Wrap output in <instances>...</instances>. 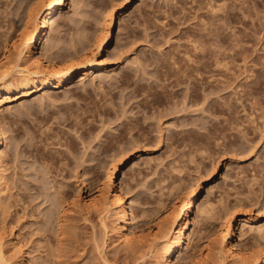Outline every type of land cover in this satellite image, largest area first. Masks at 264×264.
<instances>
[{"label": "rangeland", "instance_id": "1", "mask_svg": "<svg viewBox=\"0 0 264 264\" xmlns=\"http://www.w3.org/2000/svg\"><path fill=\"white\" fill-rule=\"evenodd\" d=\"M50 1L0 0L5 257L167 264L164 235L183 223L192 199L189 240L173 263L257 264L264 0H66L46 22ZM40 32L36 52L60 74L87 61L104 60V69L79 68L59 87L22 94L39 84L17 67H38L19 49ZM107 36V50L95 54ZM114 186L130 208L128 240L116 230ZM229 223L236 259L222 240Z\"/></svg>", "mask_w": 264, "mask_h": 264}, {"label": "bare ground", "instance_id": "2", "mask_svg": "<svg viewBox=\"0 0 264 264\" xmlns=\"http://www.w3.org/2000/svg\"><path fill=\"white\" fill-rule=\"evenodd\" d=\"M66 0H54L50 1L48 3V9L46 12V18L45 21L48 22L52 18V13L57 11L62 5H64ZM45 33L40 32L38 34H34L31 36L29 42L26 44L25 48H18L19 49V57H22L25 55L30 61H32L37 67V70H29L28 68H19L17 67L18 74L21 78H25L26 80H31L34 82V84L38 82L39 85L36 86V88H31L29 91L22 92V94H30L31 92L40 90L45 87H59L61 83L72 79V77L75 75L76 71L78 69H82L83 73H86L85 70L87 68H94L96 70L104 69V66H102V60H99L98 63L95 65L92 63V61H87L83 64H80L78 66L69 67L67 68V72L64 74H60L61 69L59 67H56V63L52 62V60L49 62L44 61L40 55L37 54L36 48L38 41L43 37ZM110 37H105L102 42L99 44L98 48H96V53H101L107 50V46L110 41ZM79 49V48H78ZM81 50V49H80ZM83 50V49H82ZM25 51V53H24ZM77 52V50H76ZM16 66V65H15ZM71 66V65H69ZM21 67V66H20ZM9 73H3L1 77L5 78ZM186 76H190V74H186ZM181 78V77H180ZM178 78V79H180ZM24 80V79H23ZM25 80V81H26ZM25 83V82H24ZM62 85V84H61ZM35 86V85H34ZM4 135L3 132L0 129V147L4 145ZM0 162H1V156H0ZM3 185H5V181L3 180V175L0 169V194L3 191ZM110 201L113 206L119 209V221L116 225V230L119 233V237L122 240H128L131 236L129 235L131 232L129 231V222L131 219V212L130 208L128 206L127 200L122 195L120 190L116 188L115 186L112 188L111 194H110ZM85 203L91 204L93 203L92 200H85ZM191 206H192V199L186 204V216L183 223L176 222L172 226L168 228V232L166 235H164V244L167 246L166 252L162 255V262H166L167 264H174L175 255L178 249L182 248L188 239V230H189V224L191 222L190 219V212H191ZM117 209V210H118ZM108 211V210H107ZM250 221L257 222L258 216H252L248 217ZM247 218V219H248ZM105 223V222H104ZM106 225V224H105ZM105 227V226H104ZM260 231H262L260 229ZM222 240L226 241V253H228V256H231L232 258L236 256L241 255V249L239 248V245L233 240V228L232 223H229L224 230H222ZM1 243V242H0ZM227 257V256H226ZM237 257V258H238ZM236 259V258H234ZM239 259V258H238ZM254 261L257 264H264V255L263 253H257L254 255ZM0 264H11V262L5 257L4 252L0 245ZM22 264H25L24 262Z\"/></svg>", "mask_w": 264, "mask_h": 264}]
</instances>
